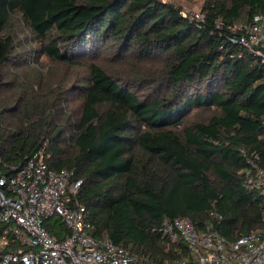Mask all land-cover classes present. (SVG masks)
I'll return each instance as SVG.
<instances>
[{"label": "trees", "instance_id": "obj_1", "mask_svg": "<svg viewBox=\"0 0 264 264\" xmlns=\"http://www.w3.org/2000/svg\"><path fill=\"white\" fill-rule=\"evenodd\" d=\"M182 10L168 0H0V88L19 54L7 33L14 17L40 53L85 66L72 86L77 115L27 85L22 110L0 107V168L10 175L45 142L49 167L80 180L92 235L145 264H192L188 246L162 231L165 218L187 216L228 242L264 228V192L247 173V156L264 166V48L247 49L229 27L264 13V0H205L200 20ZM109 54L135 75L98 62ZM47 228L64 235L58 217Z\"/></svg>", "mask_w": 264, "mask_h": 264}, {"label": "built area", "instance_id": "obj_2", "mask_svg": "<svg viewBox=\"0 0 264 264\" xmlns=\"http://www.w3.org/2000/svg\"><path fill=\"white\" fill-rule=\"evenodd\" d=\"M182 14L202 19L198 12L183 9ZM229 27L239 31L238 41L247 49L264 48V13ZM49 157L44 142L10 175L0 168V264H145L142 256L109 237L92 235L85 206L76 198L80 180L69 182L72 171L50 168ZM247 161L248 181L264 192V166L248 156ZM57 217L65 227L63 236L47 228V220ZM162 224L168 238L188 246L192 264H264V228L228 242L215 230H196L187 216L165 218Z\"/></svg>", "mask_w": 264, "mask_h": 264}, {"label": "rangeland", "instance_id": "obj_3", "mask_svg": "<svg viewBox=\"0 0 264 264\" xmlns=\"http://www.w3.org/2000/svg\"><path fill=\"white\" fill-rule=\"evenodd\" d=\"M177 3L183 9L198 12L199 6L205 0H168ZM7 33L14 35L13 53H18L9 66L3 67V85L0 88V107L4 104L15 105L16 109H21L24 103L23 99H18V94L25 85L29 86L28 94L35 92V96H40V100H53V107L61 113L63 105L67 111L72 114L80 112L81 98L79 97V87L76 81L78 77L85 75V66H74L59 63L48 58L39 52L41 44L31 33L26 24L14 17L11 21ZM20 39V41H19ZM19 41V43H18ZM105 68L114 70L117 73L135 75L130 71L128 64H121L118 59H113L111 54L101 57L98 60ZM65 92L56 91L64 90ZM140 93H147L149 97H154L158 90L154 87H140ZM62 99H66L62 104ZM6 111V110H5ZM4 112V111H3ZM4 118L8 117L3 113ZM62 117H56L59 121Z\"/></svg>", "mask_w": 264, "mask_h": 264}]
</instances>
